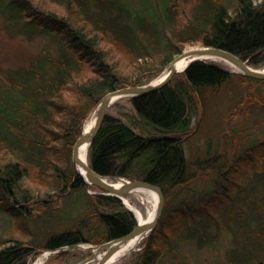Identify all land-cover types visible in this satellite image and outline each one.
I'll use <instances>...</instances> for the list:
<instances>
[{
	"label": "trees",
	"instance_id": "obj_1",
	"mask_svg": "<svg viewBox=\"0 0 264 264\" xmlns=\"http://www.w3.org/2000/svg\"><path fill=\"white\" fill-rule=\"evenodd\" d=\"M90 1L69 0L74 4L70 6L85 19L80 23L69 18L68 10L65 15L37 10L30 0H0V15L4 17L6 30H17L28 37L46 34L56 45L55 52L43 50L30 67L0 73L7 88L0 98V151L3 152L0 210L25 217L32 215L33 190L27 185L24 188L25 181H33L32 170L38 171L37 183L50 198L42 199L43 214L49 215L54 195L80 192L87 201V211L78 224L71 230L49 235L44 245H40L43 250L106 242L126 235L137 225L134 214L119 197L88 193L87 183L72 162V148L82 134L84 122L107 92L145 84L158 74L153 70L163 68L174 55L181 54L186 44L196 42L232 52L252 67L264 64V0H231L228 7L227 2L200 0L193 18L180 31L176 28L179 8L172 4L176 0H164L156 8L144 4L140 9L132 0H93V5ZM191 33L194 39L182 41ZM115 41L133 55V60L125 61L132 65L128 76L110 54ZM232 84L244 90L239 97H245L242 102L249 104L244 122H249L250 114L261 117L258 124L264 121V79L198 60L174 74L159 89L128 97L134 113L133 118H128L129 124L107 112L87 150L88 163L98 174L114 180L146 181L157 186L165 200L173 194L179 196L174 208L181 213L170 226L173 232L178 224L186 227L183 235L188 240L196 239L198 246L212 241L207 230L214 221L206 215L196 218L200 213L194 212L205 211L203 208L213 204L225 221L234 212L229 200H224V190L212 203L209 191L203 190L200 196L207 195V204L200 208L194 205L199 190L190 184L205 167L213 168L218 176L214 178V186L223 183L224 177L227 181L224 183L229 184L234 179L232 176L258 173L256 180H246L242 190L234 187V203L236 206L248 201L264 203L251 195L255 186L264 193V140L253 145L254 150L247 153L244 164L234 161L235 157L233 161L222 162L216 157L218 153L212 152L215 146L209 141L203 156H194L196 153L187 156L185 152L184 144L192 136L193 110L197 112L199 104L219 103V93L230 87L234 89ZM144 128L150 131L152 128L153 132H145ZM233 135L238 136L236 132ZM222 168L229 169L228 173L221 174ZM232 168L234 171L230 172ZM15 186L21 192L20 197ZM240 194H244L243 199ZM236 218L249 221L246 215ZM158 228L149 233L138 264H156L169 250L165 245L169 242L170 246L175 240H167L168 234ZM157 232L162 233L161 240L152 244ZM249 245V249L245 244L241 250L246 256L252 252V244ZM36 249L30 243L18 242L0 247V264H26Z\"/></svg>",
	"mask_w": 264,
	"mask_h": 264
},
{
	"label": "rangeland",
	"instance_id": "obj_2",
	"mask_svg": "<svg viewBox=\"0 0 264 264\" xmlns=\"http://www.w3.org/2000/svg\"><path fill=\"white\" fill-rule=\"evenodd\" d=\"M30 1L37 10L42 9L46 12L55 11L65 15L69 11V18L74 19L75 21L78 19L77 22L80 23L85 20L83 16L79 15V12L73 6H70L73 3L69 2V0ZM163 1L164 0H132L137 9H140L141 6H144V4H146L145 6L148 8H151V6L156 8L160 2ZM199 1L200 0H176L172 2L173 6L178 5L176 9L179 8V12L177 14L178 21H176V28L179 29V31L181 28H184L189 24V20L193 18ZM217 1L222 3L227 2V7L232 4L231 0ZM90 2L93 5V0ZM179 5L181 7H179ZM2 16L3 15H0V73H6L7 70L15 71L19 68L30 67L33 60L45 49H48L52 53L55 52L56 45L52 43L48 35L32 34L28 37L17 30L8 31L4 27V17ZM193 36L194 33H191L185 38H182V41L192 38L194 39ZM114 43L115 44L110 48V54L114 56L115 64L122 67L123 73L128 76L132 71V65L130 66V64H126L125 61L129 62L133 60V55H131L130 51L121 43H118L117 41ZM201 47L204 46H201L198 42H196L193 44H186L183 47V50L187 51ZM177 56L178 55H174L172 59ZM156 58L157 56H155L152 60H155ZM207 60L230 70V72L240 73L234 66L225 60L218 58H208ZM158 61L159 58L156 62ZM168 63H166L163 68H160L161 66H159L153 70L157 71L158 74L150 81L159 77ZM246 64L249 65L248 63ZM133 65H135V63ZM253 68L263 69L264 64ZM231 86H233L234 89H231V87L229 89L224 88L226 90L223 89L224 91L219 93V98L217 100L219 103H215V101L211 104H199L197 106V112L195 109L193 110L190 131L192 136L190 135L191 137L188 138V142H185L184 144L187 156H192L194 153H196L194 156L197 157L206 154V143L209 141L213 146H215L212 152H217L218 154L216 157L219 156L220 159H222V162L233 161V157H235L234 161L237 160L238 162L244 164V161L247 158V153L254 150L253 145L264 140V121H261V123L258 124L257 120L261 119V117L254 114L252 116L250 114L249 122H244L246 114L249 110V104L247 101L242 102L245 97L242 99L239 97V95H241L240 91L242 90L239 89V85L232 84ZM5 89L7 88L0 78V98ZM107 112L112 115L122 117L128 124V118H130V116L133 118L132 116L134 114L127 96L115 100L110 105ZM94 114L95 110H93L86 118L82 131L84 130V126L87 121ZM196 126L198 127L195 135L194 131L196 130ZM135 130L138 131L137 128ZM143 131L149 133L153 132L152 128L151 131L147 128H144ZM235 132L238 136L234 137L233 134H235ZM232 137H234L235 141ZM208 138H210V140H208ZM1 159L3 161V152L0 151V160ZM75 169L78 171L77 167H75ZM205 169V171H199L196 179L190 184L199 190V199L197 203H194V205L200 208L207 204V195H204L203 193V195L200 196L203 190L209 191V195L213 198L211 199V203L222 193L221 191L224 190V200H229V206L232 205V209H234L233 217L235 216V219L232 217L231 219L228 218L225 221L221 211H219L213 204L203 208L205 211L194 212V214L200 213V215H195L196 218L199 216L201 218L206 215L214 221V223L209 226V229L207 230V234L212 241L202 246H198V244L195 243L196 239L188 240L186 239L185 234L183 235L186 227L182 225L179 226L180 224H178L176 231L173 232L172 227L170 226V222L180 215L179 213H181L174 208L175 204H178L179 196H176V194L170 195L168 200H165L163 196L162 209L154 229L159 226L158 229H161L160 231L168 234L169 239L167 240H175H173L170 246H168L169 242L165 245L169 250L163 253L162 257L156 262V264H264V203L257 205L256 203L248 201L240 206H236L234 203L236 198L233 196L236 195L234 187L241 188L246 180H254L255 175L258 173L252 174L253 172H251V175L245 174L243 177L232 176L234 179H232V182H229V184L224 183L226 181L224 177L223 183H220L219 186H214V178L218 179V176L213 168L211 169L205 167ZM228 170L229 169L227 168H222L220 173H228ZM233 171L234 170L232 168L230 172ZM37 173V170H32L31 176L33 177V181H25L24 184V188H26L27 185L29 190H33V201L30 205H34L35 208L32 211V215L25 217L19 213H3L0 210V247L16 242L20 245L30 243L32 246H35L37 249L28 257L26 264H34L36 261L41 262V264H76L90 255L91 248L88 247L89 245L101 244L103 242L96 244L80 243L78 244V247H63L60 250H43L40 248V245H44L46 239L52 233L54 234L63 230H71L72 226L78 224L80 217H82V215H84L87 211L86 198L80 192L72 194L67 193L60 197L54 195L53 199H55V202L50 207L51 210L49 215L43 214L44 205L42 204V199H48L49 197L44 193V187L38 185ZM229 175H231V173H229ZM123 179L127 180L126 178H122L115 179V181L123 183ZM93 186L91 184H87L88 193L94 194L96 192H101L99 188ZM14 189L20 197L21 192L19 188L15 186ZM242 189L243 187L241 190ZM252 190V196L256 197L257 200H264V193L261 192L260 187L255 186ZM125 195L129 197L130 203L141 211L144 217H146L148 210L151 208V204L147 197L144 194L140 195L131 192ZM243 195L244 194H240V199H243ZM189 198L194 199L192 196ZM249 198L251 200V197ZM172 203H174V205H172ZM233 203L236 207L233 206ZM236 215H246L249 221L242 222L240 218H236ZM160 223H162L161 226L159 225ZM217 223H219V225L226 226H219V228H217ZM227 224L231 225L230 228L227 227ZM161 234L160 232L156 233L152 244L159 241L158 239L161 240ZM148 236L149 234L144 238V240H142L136 249L128 252L112 264H138L140 261V254L146 247V240ZM258 241L261 243L257 245ZM245 244L248 246V249L250 248L249 244H252V252L248 256L241 253V250L243 248L245 249ZM171 247L172 249H170Z\"/></svg>",
	"mask_w": 264,
	"mask_h": 264
},
{
	"label": "water",
	"instance_id": "obj_3",
	"mask_svg": "<svg viewBox=\"0 0 264 264\" xmlns=\"http://www.w3.org/2000/svg\"><path fill=\"white\" fill-rule=\"evenodd\" d=\"M180 57H188L190 61L186 65V67L182 70L184 71L192 62L198 61V60H207L208 58H218L225 60L226 62L230 63L232 66H234L238 72L241 74H244L246 76H250L257 79H264V70L263 69H256L246 64L245 61H243L241 58H239L237 55H235L232 52H229L227 50L221 49V48H215V47H201L196 48L192 50L183 51L181 54H179L177 57L172 59L167 66L165 67V70H168L167 73L162 77V79H159L157 81H150L148 83L137 85V86H129V87H123L119 89H115L112 91L107 92L99 101L97 104L95 110V123L90 131H82L81 136L75 141L73 149H72V162L75 167H77L78 164L82 163L80 162V147L83 144H87V148L89 144L91 143L92 139L94 138L95 134L99 130L105 115L110 107V105L117 100L118 98L122 97H134L139 96L143 94H147L149 92H152L154 90L159 89L160 87L167 84L171 78L174 76V74L178 73L175 67V63L177 59ZM163 71V72H164ZM181 71V72H182ZM162 72V73H163ZM88 150V149H87ZM82 167L85 170L84 177L82 173L79 174L84 178L85 182L87 184L94 185L95 187H98L103 193L107 195H113L117 196L121 199L122 195H125L132 190L139 188V189H148L152 190L157 193L158 195V205L156 208L155 217L150 223L146 224H140L137 221V225L126 235L121 236L119 238L111 239L109 241L103 242L101 244L96 245H89L88 247L91 248V253L88 257H86L84 260L76 263V264H84L92 261L94 257L100 253L103 252L102 258L99 260L98 264H109L108 260L109 257L112 255V253L117 249V247L133 238H136L138 236H141L143 234H149L155 227L158 216L161 212L162 205H163V194L161 190L146 181H140V180H124L123 183H120V187H113L111 184L112 182H108L107 179L114 180L112 177L103 176L95 172L92 167L89 165L88 161L87 163H82ZM124 203V201H122ZM124 205L134 214V211L130 209L125 203ZM136 218V216H135ZM137 219V218H136ZM78 247L77 245L71 246V248Z\"/></svg>",
	"mask_w": 264,
	"mask_h": 264
},
{
	"label": "bare ground",
	"instance_id": "obj_4",
	"mask_svg": "<svg viewBox=\"0 0 264 264\" xmlns=\"http://www.w3.org/2000/svg\"><path fill=\"white\" fill-rule=\"evenodd\" d=\"M192 50V49H191ZM190 61V59L187 57H180L179 59H177L176 63H175V67L176 70L178 72H181L186 65L188 64V62ZM264 70V68H263ZM168 70H165L159 77L155 78L153 81H157L159 79H162V77L167 73ZM95 123V114L92 115L90 117V119L87 121V123L84 126V131H90L91 128L93 127ZM87 144H83L80 147L79 150V155H80V162L82 163H87ZM82 163L77 165V169L80 173H82V175L84 177H86L85 175V170L82 167ZM108 182H112V186L113 187H120L121 184L119 182H116L115 180H110L107 179ZM131 193H136V194H144L148 201L151 204V208L148 210L147 216L144 217L141 213V211H139L136 207H134L131 203H130V199L129 197H127L126 195H122L121 196V200L124 201V203L130 208L132 209V211H134L135 216L137 218V221L140 224H146V223H150L152 222V220L155 217V213H156V208L158 205V195L156 192L152 191V190H148V189H139L136 188L134 190L131 191ZM147 236V234H143L141 236H138L136 238H133L131 240H128L122 244H120L117 249L112 253V255L109 257V264L115 263L116 261H118L121 257H123L125 254H127L128 252L136 249V247L142 242V240H144V238ZM103 256V252L96 255L94 257V259L88 263H84V264H98L99 260L102 258ZM34 264H41V262L36 261L34 262Z\"/></svg>",
	"mask_w": 264,
	"mask_h": 264
}]
</instances>
